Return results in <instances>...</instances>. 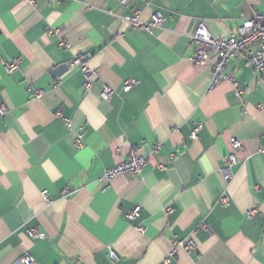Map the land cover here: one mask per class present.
Returning a JSON list of instances; mask_svg holds the SVG:
<instances>
[{"label": "crops", "instance_id": "obj_1", "mask_svg": "<svg viewBox=\"0 0 264 264\" xmlns=\"http://www.w3.org/2000/svg\"><path fill=\"white\" fill-rule=\"evenodd\" d=\"M252 8L264 0H0V264H264V80L239 53L227 66L237 97L226 81L210 87L213 60L190 61L200 22L236 36ZM157 12L160 28L130 26ZM83 55L97 72L88 91L67 66ZM126 80L137 83L123 92ZM130 152L146 158L141 173L101 181ZM187 238L195 246L172 256Z\"/></svg>", "mask_w": 264, "mask_h": 264}, {"label": "built area", "instance_id": "obj_2", "mask_svg": "<svg viewBox=\"0 0 264 264\" xmlns=\"http://www.w3.org/2000/svg\"><path fill=\"white\" fill-rule=\"evenodd\" d=\"M68 1V0H60ZM119 4L124 5L127 0H116ZM130 26L139 31L150 32L152 28H160L163 25L164 17L160 13H154L150 22L142 21L138 18L137 13L132 14L128 19ZM192 44L194 45V52L190 61L195 65H203L208 61H212V73L210 87L218 84L221 81L230 83L233 87L235 95L238 97L241 93V88L236 83L231 72L227 70V66L231 60L236 57L239 53L244 52L249 65L257 72L260 77L264 80V13H259L254 8L251 10L249 17L243 19L241 26L237 28V35L214 38L210 32L206 29L204 24L200 22L197 26L195 33L191 36ZM67 47V43L61 44ZM88 56H78L70 60L67 66L70 69H78L83 76V89L88 91L91 87L92 82L97 78L96 70L88 66ZM18 60H10L4 63L7 72L11 73L18 68ZM135 80H126L122 86V91H129L134 85ZM113 90L107 85L102 86L100 96L103 100H109ZM39 91H36V95ZM55 115L62 118L61 112L56 111ZM0 116L2 118L7 117V110L0 105ZM63 119V118H62ZM65 121V120H64ZM66 125H70L66 122ZM202 129L201 123H196L195 126L190 130L189 140L194 141L198 139L199 131ZM83 136L80 134L77 136L74 146L78 149L82 147ZM234 152L240 150L241 145L237 140L231 141ZM160 144H155L153 150L156 151ZM261 153L264 152V147L259 150ZM237 162L235 153H231L222 159V166L220 172L226 182L233 178L232 167ZM146 164V158L137 155L135 152H130L128 158L122 162L115 164L113 167L105 170L101 177V181L106 183L110 182L111 179L118 175L124 174H139L142 168ZM69 188L64 189V193H68ZM41 196L46 203H50L51 199L46 190L41 191ZM222 204L228 205V198L225 196L220 197ZM141 207L135 205L132 210L127 214L129 221L135 220L140 215ZM255 210L249 211V216H252ZM205 230L209 228L205 224H201ZM141 230V229H140ZM29 235L32 238H44V234L36 229L28 230ZM195 246V242L192 238L179 241L176 244L175 249L171 252V255H175L178 249L189 250ZM112 261L116 260L114 252L109 254ZM32 262V257L28 254L21 256L15 264H26Z\"/></svg>", "mask_w": 264, "mask_h": 264}]
</instances>
